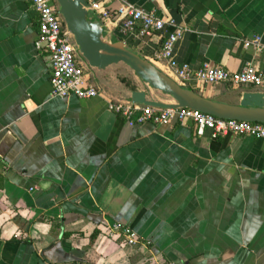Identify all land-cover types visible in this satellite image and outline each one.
<instances>
[{"label": "crops", "instance_id": "1", "mask_svg": "<svg viewBox=\"0 0 264 264\" xmlns=\"http://www.w3.org/2000/svg\"><path fill=\"white\" fill-rule=\"evenodd\" d=\"M102 1L112 14L126 2L185 28L174 50L192 70L264 66V0ZM102 25L107 41L174 80L154 59L159 33L134 39ZM38 29L31 0H0V264H264V140L199 136L191 120L129 125L108 102L130 101L133 91L172 99L136 77L134 90L104 82L106 71L83 60L100 96L54 98ZM255 37L261 49H245ZM186 88L232 105L244 92L264 93L196 80ZM113 224L138 243L110 236Z\"/></svg>", "mask_w": 264, "mask_h": 264}, {"label": "built area", "instance_id": "2", "mask_svg": "<svg viewBox=\"0 0 264 264\" xmlns=\"http://www.w3.org/2000/svg\"><path fill=\"white\" fill-rule=\"evenodd\" d=\"M88 14H94L102 24L112 22L123 35L134 39L143 38L152 33L162 37L160 48L154 53L156 61L165 62L166 66L180 86L196 80L206 86L232 85L264 88V66L257 68L248 63L241 71L231 72L219 66L205 63L197 70H192L185 64H179L175 56V45L184 36L185 28H176L173 21L159 17L155 12L136 8L130 3L121 2L114 14L106 10L102 0H84ZM39 18L36 49H44L48 53L51 68V96L66 99L70 96L79 99H91L100 96V89L89 82V74L78 47L67 31L58 7L54 0H31ZM169 29L171 30L169 32ZM245 49L255 47L261 49L260 39L243 41ZM109 111L120 115L129 125L151 122L162 126L171 122L191 120L197 135L210 131L216 137L239 136L264 140V124L223 120L189 109H158L127 102H108ZM109 235H121L126 244L135 246L138 243L137 234L128 227L113 224ZM174 264V263H167Z\"/></svg>", "mask_w": 264, "mask_h": 264}, {"label": "water", "instance_id": "3", "mask_svg": "<svg viewBox=\"0 0 264 264\" xmlns=\"http://www.w3.org/2000/svg\"><path fill=\"white\" fill-rule=\"evenodd\" d=\"M67 31L72 35L79 54L92 71H106L123 64L151 91L172 99L167 105L146 99L145 91H133L130 101L158 109H189L223 120L264 124V93L244 92L237 105L205 98L196 91L180 86L150 61L130 51L122 41L109 42L99 19L91 18L84 0H54Z\"/></svg>", "mask_w": 264, "mask_h": 264}, {"label": "rangeland", "instance_id": "4", "mask_svg": "<svg viewBox=\"0 0 264 264\" xmlns=\"http://www.w3.org/2000/svg\"><path fill=\"white\" fill-rule=\"evenodd\" d=\"M103 73H107L106 75H109V76H105L104 79L102 80H104V82H109V83L111 81L114 83L122 82V79H127L129 81H132V79L135 77L132 71L123 64L113 66Z\"/></svg>", "mask_w": 264, "mask_h": 264}, {"label": "trees", "instance_id": "5", "mask_svg": "<svg viewBox=\"0 0 264 264\" xmlns=\"http://www.w3.org/2000/svg\"><path fill=\"white\" fill-rule=\"evenodd\" d=\"M114 42V41H113ZM122 82L124 83V85L128 88H130L131 90H134V86L132 85L131 81L127 80V79H122Z\"/></svg>", "mask_w": 264, "mask_h": 264}]
</instances>
